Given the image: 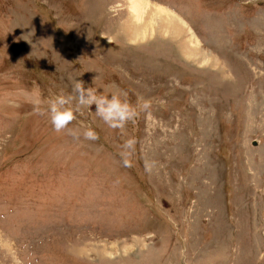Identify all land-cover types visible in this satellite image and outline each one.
Instances as JSON below:
<instances>
[{"label": "rangeland", "instance_id": "1", "mask_svg": "<svg viewBox=\"0 0 264 264\" xmlns=\"http://www.w3.org/2000/svg\"><path fill=\"white\" fill-rule=\"evenodd\" d=\"M147 2L0 0V264H264V0ZM78 81L137 116L55 132Z\"/></svg>", "mask_w": 264, "mask_h": 264}, {"label": "clouds", "instance_id": "2", "mask_svg": "<svg viewBox=\"0 0 264 264\" xmlns=\"http://www.w3.org/2000/svg\"><path fill=\"white\" fill-rule=\"evenodd\" d=\"M119 5H109L108 11L114 13ZM75 97L64 95H54L47 100H43L38 94H25L26 99L33 106V111L37 114L47 113V117L52 129L55 132L66 130L73 138L78 139L79 135L68 128V125L76 118L75 112L81 107L95 105L96 115L102 119L108 127L117 129L124 126L126 122L132 121L137 116V108L131 106L127 101H122L116 95L111 97L97 95V90L86 87L81 81L74 85ZM76 100L77 107L75 110L67 107L72 99ZM148 102L138 103V107L143 110L147 108ZM84 140L95 141L97 134L91 129L86 128L82 132ZM134 140H128L125 147L131 149Z\"/></svg>", "mask_w": 264, "mask_h": 264}, {"label": "bare ground", "instance_id": "3", "mask_svg": "<svg viewBox=\"0 0 264 264\" xmlns=\"http://www.w3.org/2000/svg\"><path fill=\"white\" fill-rule=\"evenodd\" d=\"M129 2H130V9H131V11H132V13L134 14H132V16H133V18H134V20H135V22H137V23H139V24H137V26H140V27H142V29H137V31L138 32H140L139 34H140V36H142V39H144L146 36H144L145 35V32H143V31H145L146 29L148 30V28H147V26L146 27H144L145 25H141V22H143L144 20H143V16H144V14L145 13H148V8H149V3L147 2V0H129ZM150 9H151V7H150ZM154 9H157V10H155V12H151L150 11V14H152L153 16H152V18H155V19H157L156 21H163L164 19L162 18V12H167V11H165V10H163V9H159V8H157V7H155ZM169 15V14H168ZM173 17V16H172ZM150 16L148 17V20L150 21V19H152ZM174 19H176V18H174ZM148 20H146V21H148ZM175 22V21H174ZM180 22V21H179ZM163 23V22H162ZM160 24L159 26H157V28H155V30H151V32L150 33H152V32H155V31H160V30H165V29H167V30H169V28L165 25V24ZM145 24V23H144ZM148 24V23H147ZM152 24V23H151ZM170 24V23H169ZM176 25V24H175ZM156 26V25H155ZM179 26V25H178ZM182 26V25H181ZM181 26L179 27V28H177L176 29V27H174V26H172L171 25V30H173L172 32H176V31H178L179 32V30L178 29H180L181 28ZM149 27V26H148ZM131 27H128V29H130ZM150 28V27H149ZM182 30V29H181ZM180 30V31H181ZM127 31V30H126ZM142 31V32H141ZM183 31V30H182ZM181 31V32H182ZM137 32V33H138ZM177 32V33H178ZM130 33V32H129ZM129 33H126L127 35H129ZM177 33H175V34H177ZM183 34H185V32L183 33ZM130 36H132L131 34H130ZM139 36V35H138ZM135 37V36H134ZM192 40V39H191Z\"/></svg>", "mask_w": 264, "mask_h": 264}]
</instances>
